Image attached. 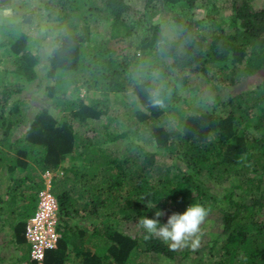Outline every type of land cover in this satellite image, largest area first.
<instances>
[{
    "label": "trees",
    "instance_id": "obj_1",
    "mask_svg": "<svg viewBox=\"0 0 264 264\" xmlns=\"http://www.w3.org/2000/svg\"><path fill=\"white\" fill-rule=\"evenodd\" d=\"M161 1L174 10L178 40H168L154 22L151 0L135 20L128 0L46 2L43 11L60 30L47 58L46 77L53 81L47 96L60 106L61 116L58 120L42 111L14 140L12 130L22 124L24 113L13 97L37 79L39 42L23 30L36 11L26 8L19 22L0 24L5 38L0 48L8 55L5 64L0 53V185L1 178L8 181L9 196L6 201L0 193V232L9 229L16 251L26 248L25 226L45 188L42 176L50 173L59 238L56 248L45 252L43 264H140L149 256L172 261L177 251L157 237L145 240L140 218H154L162 210L163 224L192 203L216 210L221 223L205 246L207 258H194V264H264V80L252 90L225 100L217 95L212 104L195 108L175 137L154 124L140 127L176 111L151 78L153 71L174 77L173 88L184 85L189 74L217 87H235L264 69V0L255 6L252 0H225L226 22H217L222 18L209 7L212 0ZM11 3L0 0V10ZM102 24L108 27L107 38L97 40ZM138 29L139 47L157 50L161 62L153 67L109 47L113 41L134 45ZM3 67L17 84L4 83ZM126 84L141 109L111 131L103 121L110 114L109 97ZM79 87L100 98L86 104L76 96ZM155 92L162 106L154 105ZM143 139L155 143V150L137 142ZM158 157L170 164L163 166ZM66 159L71 164L62 168ZM131 224L134 234L128 231ZM28 256L27 250L17 261L36 264Z\"/></svg>",
    "mask_w": 264,
    "mask_h": 264
},
{
    "label": "rangeland",
    "instance_id": "obj_2",
    "mask_svg": "<svg viewBox=\"0 0 264 264\" xmlns=\"http://www.w3.org/2000/svg\"><path fill=\"white\" fill-rule=\"evenodd\" d=\"M49 0H12L9 7L0 10V24L2 22H19L22 14L26 12V8L34 9L36 14L33 15L31 24L29 27L23 28L31 37L35 38L39 43L38 45V56L39 62L36 65L37 79L29 84H23L22 92L13 97V100H18L21 105V109L24 113L22 124L12 130V140L23 137L24 130L33 118L41 113L47 111L59 120L60 106H56L53 100L47 96V88L53 85V81L46 77L48 68L49 54L53 45L54 39L60 33L58 25L54 22L53 17H49L46 12L43 11V6ZM148 0H128V3L134 8L135 14L132 19H137L143 12H145V4ZM225 0H212V5L218 10L219 15L222 19H218L217 22H226L229 18V7L228 2L224 3ZM263 0H252V5L261 4ZM226 2V1H225ZM151 7L154 10V22L159 24L162 28L163 34L168 40H178L179 36L175 25L172 21V14L174 10L169 7H165L161 0H151ZM200 18V16H199ZM196 19V18H195ZM198 19V18H197ZM61 29V28H60ZM108 27L105 24L100 25L98 31L99 35H95L94 38L97 40L107 38ZM139 34H142V29L137 30L136 35L133 37L134 45L129 46V40L123 42H110L109 47L114 50L118 55L125 57L128 55L129 58L134 56L141 61L143 64H150L152 67L155 64H159L161 61L157 55V50L152 49L151 46L145 45V48L139 47L138 40L136 39ZM5 41V38L0 36V43ZM1 58L7 64V49L4 47L0 48ZM122 60V57L120 58ZM4 67L1 69L4 74V83L11 85L17 84L18 80L8 73L4 72ZM151 78H156L155 81H159L161 86V92H164L165 99L169 105L173 106L176 111L169 114L159 120L151 121L150 124H142L140 127L142 130H147L150 125H157L167 129L173 137L182 131L185 117L194 113L195 108H200L205 105H210L214 102V97L219 96L220 99L225 100L228 96H235L246 91L252 90L264 80V69L256 71L253 75H250L245 81L235 87H217L213 82L207 80L202 75H188L184 85H176L173 88L174 77L161 74L160 71H153ZM128 84V83H127ZM125 89L117 95L109 97V109L110 114L103 118L104 123L109 124V129L118 130L121 126L128 123L127 119L135 115V112L141 109L139 101L133 94L132 86L127 85ZM157 91V90H156ZM77 97L81 98L86 104L90 103L92 98H100L98 92L94 90H87L85 87H79ZM126 123V124H127ZM132 132L135 129L132 128ZM140 137H147L145 133H137ZM136 136V135H135ZM143 139L137 141L141 146L149 151L155 150V143L149 144L148 141ZM115 147V143L109 144ZM121 144L119 143L118 147ZM137 145V144H136ZM116 146V148H118ZM159 162L163 166H168L170 161L164 157H158ZM71 164L69 159H66L62 165V168H67ZM62 170H58L55 175L60 176ZM45 175V174H44ZM43 175V176H44ZM53 177L52 175H50ZM8 181L1 178V189L0 193L4 200L8 201L9 196L6 193V186ZM31 185V184H27ZM225 186V184H223ZM212 192L216 191L212 188ZM28 192H26L27 194ZM220 215L216 210H211L209 215L206 217L205 222L201 226V246L195 252L190 247L181 248L176 250L177 255L174 260L170 261L164 258L157 257H141L139 259L140 264H194V258L204 257L207 258L206 244L217 233L220 232ZM128 231L134 234L136 227L132 224L128 227ZM9 229L4 232H0V264H23L17 260L22 258L23 255L27 254V245L23 251L18 252L15 250V246L9 242ZM29 257V256H28Z\"/></svg>",
    "mask_w": 264,
    "mask_h": 264
},
{
    "label": "clouds",
    "instance_id": "obj_3",
    "mask_svg": "<svg viewBox=\"0 0 264 264\" xmlns=\"http://www.w3.org/2000/svg\"><path fill=\"white\" fill-rule=\"evenodd\" d=\"M152 101L154 105L163 104L159 92L153 93ZM147 207L154 208L155 203H147ZM164 215V211L157 210L154 218H140V225L147 233L144 239L157 237L172 251L187 247L193 252L197 251L202 242L201 226L209 215V209L200 203H192L182 213L173 212L168 215L166 222L161 224L159 218Z\"/></svg>",
    "mask_w": 264,
    "mask_h": 264
},
{
    "label": "built area",
    "instance_id": "obj_4",
    "mask_svg": "<svg viewBox=\"0 0 264 264\" xmlns=\"http://www.w3.org/2000/svg\"><path fill=\"white\" fill-rule=\"evenodd\" d=\"M52 174L42 176L45 188L37 195L34 215L25 226V241L29 259L36 264H43L45 252L56 248L59 234L56 231L58 204L50 192Z\"/></svg>",
    "mask_w": 264,
    "mask_h": 264
}]
</instances>
